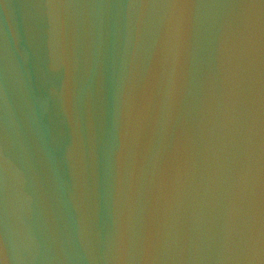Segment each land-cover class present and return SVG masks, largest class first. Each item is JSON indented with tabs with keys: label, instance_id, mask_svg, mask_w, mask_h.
<instances>
[{
	"label": "water",
	"instance_id": "95a60500",
	"mask_svg": "<svg viewBox=\"0 0 264 264\" xmlns=\"http://www.w3.org/2000/svg\"><path fill=\"white\" fill-rule=\"evenodd\" d=\"M139 2L0 0V242L13 264H140L144 227L150 236L166 221L173 186L181 220L189 221L188 255L203 254L206 195L194 204L186 183L194 165L193 182L200 179L199 103L215 70L204 36L214 12L197 10L183 98L166 135L170 76L167 65L147 68L151 25L146 20L137 40V10L126 7ZM137 95L153 113L159 101L156 129L151 140L130 134L120 144V112ZM181 118L189 130L178 126ZM162 152L166 178L158 187L153 172ZM221 222L218 214L214 223ZM159 255H168L167 244Z\"/></svg>",
	"mask_w": 264,
	"mask_h": 264
},
{
	"label": "clouds",
	"instance_id": "9594fccd",
	"mask_svg": "<svg viewBox=\"0 0 264 264\" xmlns=\"http://www.w3.org/2000/svg\"><path fill=\"white\" fill-rule=\"evenodd\" d=\"M45 7L66 9L87 5L50 3ZM126 7L137 10V40L146 20L151 25L152 55L147 68L154 63L168 68L166 135L175 124L183 98L197 10L214 12L211 31L204 36L205 44L213 48L215 70L205 76L199 103L200 179L193 182L194 165L186 183L194 190V204H200L201 192L206 195L203 203L208 209L204 230L207 243L202 255L194 253L189 257V221L181 220L176 206L177 189L173 186L168 194L166 221L158 224L150 236L144 227L140 264H158L161 259L167 264H187L189 260L192 264H264V0L207 4L196 0L160 3L141 0ZM153 10L158 14L150 15ZM137 100L138 95L126 102L120 112V144L130 134L137 140L142 137L151 140L156 129L159 101L158 111L153 113L139 107ZM178 126L189 130L183 118ZM174 147L175 138L171 148ZM7 163L5 159V171ZM138 175L134 169L133 186ZM165 178L162 152L154 166L153 183L162 187ZM218 214L222 222L217 227L214 222ZM123 237L122 227V240ZM165 244L168 255L161 257L159 253ZM0 248L3 264H13L7 243L0 242Z\"/></svg>",
	"mask_w": 264,
	"mask_h": 264
}]
</instances>
